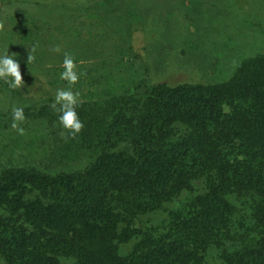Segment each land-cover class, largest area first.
I'll return each instance as SVG.
<instances>
[{
    "label": "rangeland",
    "instance_id": "rangeland-1",
    "mask_svg": "<svg viewBox=\"0 0 264 264\" xmlns=\"http://www.w3.org/2000/svg\"><path fill=\"white\" fill-rule=\"evenodd\" d=\"M0 23V55H15L24 81L13 89L0 80V175L23 168L80 174L102 150L130 148L134 136L119 131L139 114L152 85L222 84L242 60L264 55V0H0ZM57 45L59 54L50 51ZM64 52L81 74L73 90L85 126L75 139L49 106L56 90L68 87L60 79ZM232 98L206 133L197 166L153 190L155 209L133 219L128 240L116 241L121 256L162 244L163 253L176 254L167 264L264 259V86ZM13 106L24 109V135L11 128ZM100 120L115 132L89 133ZM188 133L170 119L151 140L162 148ZM211 194L226 206L227 228L209 240L189 229ZM33 196L0 207V264H79L71 249L23 224L17 208Z\"/></svg>",
    "mask_w": 264,
    "mask_h": 264
},
{
    "label": "trees",
    "instance_id": "trees-1",
    "mask_svg": "<svg viewBox=\"0 0 264 264\" xmlns=\"http://www.w3.org/2000/svg\"><path fill=\"white\" fill-rule=\"evenodd\" d=\"M260 84L264 86V55L242 60L222 84L152 85L139 114L130 117L119 131V135L134 136L129 149H104L77 175L53 176L24 168L5 172L0 175V207L6 209L16 196L34 194L17 208L23 224L58 241L61 250L71 249L79 264H142L143 259L167 264L176 254L163 253L162 244L153 252L140 247L139 252L123 257L116 241L128 240L133 219L155 209L153 190L197 166L206 133L223 119L232 97ZM170 119L184 124L189 133L166 147L155 148L151 133ZM114 128L100 120L89 133L103 136L115 132ZM226 215L221 199L211 194L196 227L189 232L209 240L217 238L227 228ZM255 264H264V259Z\"/></svg>",
    "mask_w": 264,
    "mask_h": 264
},
{
    "label": "clouds",
    "instance_id": "clouds-1",
    "mask_svg": "<svg viewBox=\"0 0 264 264\" xmlns=\"http://www.w3.org/2000/svg\"><path fill=\"white\" fill-rule=\"evenodd\" d=\"M4 30V25L0 23V31ZM32 51L28 53L27 64L35 60ZM51 52L61 53V46L57 45L50 49ZM10 55L8 49L0 55V80H3L9 87L23 88L24 81L20 70V64ZM62 71L60 79L68 85L66 88H58L54 95L53 102L49 105L52 110L59 114L58 121L61 127L70 134V138L75 139L84 129V123L81 121L77 108L80 104V93L73 90V87L79 82L80 73L77 69V63L72 54L63 53ZM24 109L13 106L11 128L20 135L25 134V130L20 125L25 121Z\"/></svg>",
    "mask_w": 264,
    "mask_h": 264
}]
</instances>
